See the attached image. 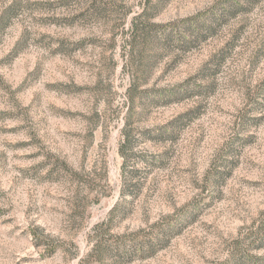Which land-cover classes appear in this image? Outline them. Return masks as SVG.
Returning <instances> with one entry per match:
<instances>
[{
    "label": "rangeland",
    "instance_id": "rangeland-1",
    "mask_svg": "<svg viewBox=\"0 0 264 264\" xmlns=\"http://www.w3.org/2000/svg\"><path fill=\"white\" fill-rule=\"evenodd\" d=\"M222 1L0 0V264H264V0L179 41Z\"/></svg>",
    "mask_w": 264,
    "mask_h": 264
},
{
    "label": "trees",
    "instance_id": "trees-1",
    "mask_svg": "<svg viewBox=\"0 0 264 264\" xmlns=\"http://www.w3.org/2000/svg\"><path fill=\"white\" fill-rule=\"evenodd\" d=\"M235 0H224L222 1V3H217L215 9L218 7L222 8L221 13L217 14L213 12L214 14L211 15L210 17V22H206L204 20H201L198 18H192V19H188L185 21H182L181 24H183V32L181 31V34H179V41L181 43H183V47H190L195 45L197 42H199L200 40H205L207 37H211V35H213V31L215 29V25L218 24L224 17V15H228L230 13V9L235 7L234 4H236L234 2ZM250 2H253L254 0H247ZM146 6H151L150 5V0H144ZM226 4L228 5V7H226ZM235 11V10H234ZM144 15V14H143ZM142 14H139L138 16H136L133 20H132V26L129 29V34L130 37L128 38V41H126L127 43V56H128V63L129 62H133V58L138 56V60L137 63L140 67V71H138L137 73H139V77L137 81H139V79H145L144 75H147L148 70H149V62L147 60V58L145 57L146 54L143 52L144 50H146L148 47H151L153 43H156L157 39H153V36L150 35L151 32L153 30H155V28H160V26H157L155 24L150 23L149 21H147L146 16H143ZM7 17V15H6ZM5 17V18H6ZM7 19H4L2 23H5ZM169 35L165 36V40L168 41ZM155 41V42H154ZM141 45V46H140ZM155 46H157L158 48L160 47V44L157 42L155 44ZM141 47V48H140ZM140 49V50H139ZM153 49H156V47L153 46ZM135 51H137L138 54L135 53ZM141 52V53H139ZM127 63V66L130 64ZM136 80H133V83L130 84V86L127 89V94L129 95V100L133 101L137 99L138 95H142V94H138L137 89L139 88V83ZM144 82L147 80H143ZM168 92L170 90H167ZM184 91H186V88L184 86L183 89L178 90L173 89V94L171 92H169V94L163 93L162 91H160L158 94L160 95V101H165L166 99H170L169 97L174 95V101H176L180 96H183ZM149 92V91H148ZM147 91H143V94H147ZM186 93V92H185ZM143 98L146 97V95L142 96ZM180 99V98H179ZM175 125H172L174 124ZM177 121H173L170 123L171 129L173 131H175V127H176V123ZM128 122L126 121L125 125L123 126V128L121 129V135L123 137V141L120 144L119 148H120V156L123 159V161H126L128 153L132 150V141L134 140V136H133V132H131V130L128 129L127 127ZM177 128V127H176ZM163 136V135H162ZM133 172H130L129 175H131ZM171 227V224L169 223L168 225V229L169 230ZM169 238V237H167ZM170 239V238H169ZM260 244H264L263 241H259ZM98 249V250H97ZM94 250H97L99 256L97 257L98 260H100L101 255L103 254V250H101V247L98 245H96V248H94ZM101 251V252H100ZM101 254H100V253ZM237 258V263L238 264H242V262L244 261V256L240 253H238V255H236ZM251 259L252 258H247ZM257 260V259H256Z\"/></svg>",
    "mask_w": 264,
    "mask_h": 264
}]
</instances>
